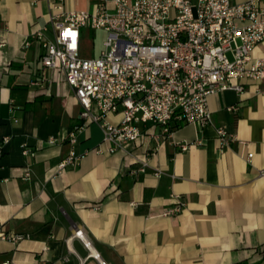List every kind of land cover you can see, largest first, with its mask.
Wrapping results in <instances>:
<instances>
[{"label": "crops", "instance_id": "obj_1", "mask_svg": "<svg viewBox=\"0 0 264 264\" xmlns=\"http://www.w3.org/2000/svg\"><path fill=\"white\" fill-rule=\"evenodd\" d=\"M53 2L0 0V141L8 139L0 157V228L25 236L15 244L0 241V264H264V93L254 94L258 85L209 97L211 126L182 124L160 142L158 127L140 125L141 135L125 151L109 154L101 126L80 118L63 73L42 67L41 43L31 38L48 26ZM96 2L62 0V7L90 12ZM80 33V58H97L102 49L84 57L82 43L105 33ZM253 56L264 57V43ZM119 121V115L106 117ZM76 127L77 165L57 174ZM219 127L235 141L221 147ZM149 152L145 173L132 176ZM175 196L184 209L162 217Z\"/></svg>", "mask_w": 264, "mask_h": 264}, {"label": "built area", "instance_id": "obj_2", "mask_svg": "<svg viewBox=\"0 0 264 264\" xmlns=\"http://www.w3.org/2000/svg\"><path fill=\"white\" fill-rule=\"evenodd\" d=\"M96 1L90 12H66L62 0H54L48 26L31 38L41 43L42 67L63 73L82 109L80 118L101 126L107 153L125 151L141 135L140 125L158 127L156 139L160 142L167 141L175 126H211L208 99L216 93L232 90L242 94L248 83L258 85L255 95L264 93V57L253 56L264 43V0ZM109 4L112 10H108ZM84 28L106 35L97 58L79 56ZM48 31L51 37L46 36ZM93 107L96 113H92ZM228 110L235 112L236 108ZM108 115H119L120 121L108 123ZM78 130L76 127L68 137L72 150L58 164L57 174L77 165L79 156L73 147ZM216 137L221 147L235 141L223 127L216 129ZM7 141H0V157ZM180 148L185 150L184 145ZM153 155L149 152L146 161L130 174L145 173ZM251 157L250 153L246 160ZM29 177L26 171L24 180ZM174 199L162 217L178 215L184 209L183 199ZM24 237L0 228V241L15 244Z\"/></svg>", "mask_w": 264, "mask_h": 264}, {"label": "rangeland", "instance_id": "obj_3", "mask_svg": "<svg viewBox=\"0 0 264 264\" xmlns=\"http://www.w3.org/2000/svg\"><path fill=\"white\" fill-rule=\"evenodd\" d=\"M113 5L109 4L108 10H112ZM92 40H90L88 37L85 38L84 42L82 43L81 47V53L84 57H92L93 55L97 54L100 49H102V43L105 40V37L101 33H97L95 36L91 35ZM228 58L230 59V56L228 55Z\"/></svg>", "mask_w": 264, "mask_h": 264}, {"label": "trees", "instance_id": "obj_4", "mask_svg": "<svg viewBox=\"0 0 264 264\" xmlns=\"http://www.w3.org/2000/svg\"><path fill=\"white\" fill-rule=\"evenodd\" d=\"M176 128H178L177 126H175V127H173L171 130L173 131V130H175Z\"/></svg>", "mask_w": 264, "mask_h": 264}]
</instances>
